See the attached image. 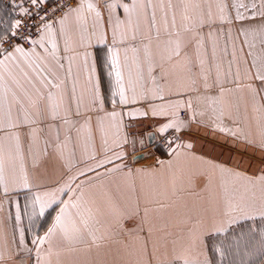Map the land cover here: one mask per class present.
<instances>
[{
	"label": "snow or ice",
	"instance_id": "snow-or-ice-1",
	"mask_svg": "<svg viewBox=\"0 0 264 264\" xmlns=\"http://www.w3.org/2000/svg\"><path fill=\"white\" fill-rule=\"evenodd\" d=\"M16 7L21 18L0 32V190L35 188L33 217L58 208L28 247L17 203V255L34 264H212L209 237L264 221V0ZM126 119L157 121L148 141L159 135L168 158L133 167L147 157L129 160L125 148L145 143L129 140ZM193 124L258 149L260 167L195 153L182 138ZM51 158L64 176L44 188L30 170ZM259 247L264 256V231ZM11 258L0 245V264Z\"/></svg>",
	"mask_w": 264,
	"mask_h": 264
},
{
	"label": "crops",
	"instance_id": "crops-1",
	"mask_svg": "<svg viewBox=\"0 0 264 264\" xmlns=\"http://www.w3.org/2000/svg\"><path fill=\"white\" fill-rule=\"evenodd\" d=\"M245 2H247V0H245ZM223 43H224L223 38H221V47H223ZM94 54L96 56V61H97V71L103 77L102 87L107 93L109 85H108L107 77L105 75L106 73V67L104 62V58L106 54L105 50L102 48L97 49L95 50ZM106 108L110 110V105L106 104ZM156 122L157 121L153 119H140L135 121H128L126 119V123H131L133 125V127L127 129L128 132L132 133V135L129 136V140L136 139L137 141H139L140 139H143L145 143L148 136L150 134L155 133V128L153 127V124ZM191 130H194L199 134L201 132L203 136H207V137L190 136L183 138L186 141L192 142L193 144L192 150L195 153L228 164H235L237 162H242L240 160L243 159V162L241 163V167L247 168L250 172H252L251 167H249L248 163H246V160L255 161V166L256 167L260 166V164L258 165V161H260V157L262 154L258 149L255 148L256 152H253L252 151L253 148H252L250 153L248 152L233 153L232 147L241 148V145H243V150L248 151L249 146L241 142H236L232 139H227L230 142L229 145L230 149L228 150L224 148V151H221L222 148H220L215 144V142L217 141L218 145H221L219 143L221 141L220 136H218L219 133H214L209 128L198 126L196 124L192 125ZM157 138H159V135H156V140ZM137 145L140 146L139 143H137ZM125 150L129 153V160H131L133 156H137L140 154L143 157H147V159H141L136 164L133 165V167H137V168L143 167L148 164H152L158 158L159 159L168 158L167 155L161 156L160 154L152 150H150V153L145 154L144 152H141L142 150L137 149V147L133 152L131 144L127 145ZM137 150L138 152H136ZM253 170L256 171L257 169L255 168ZM30 171L34 178V183L42 184L44 188H51L54 187L57 182L62 181L65 170L60 166V163L58 161H56L54 158H51L45 161L40 168ZM35 190H36L35 188L32 191H29L28 189H18L15 192H10L8 197H5L2 190H0V245L6 244L12 250V258L10 260H6L5 264H34L29 254L24 252L23 250H20L19 255H17L16 244L14 243V240L17 242L19 240V231L15 229V213H16L17 203L19 204L21 209V214H22L21 227L24 229L25 242L28 245V247H32L31 240L35 235L37 234L43 235L47 231L48 227H50L53 222V218L56 215V212L58 211V208L53 206V208L47 209L43 216L37 215L33 217L32 207H31V197H32V192ZM41 190L44 189L42 188ZM64 199H67V197H64ZM42 224L44 225L41 226ZM125 227L126 228L133 227V222L128 221ZM229 231L221 235L224 237L226 236L230 237L228 235L230 233ZM207 243L209 245V240L207 241ZM239 255H241V252L239 253ZM209 259L210 260L212 259L210 247H209ZM261 264H264V262Z\"/></svg>",
	"mask_w": 264,
	"mask_h": 264
},
{
	"label": "rangeland",
	"instance_id": "rangeland-1",
	"mask_svg": "<svg viewBox=\"0 0 264 264\" xmlns=\"http://www.w3.org/2000/svg\"><path fill=\"white\" fill-rule=\"evenodd\" d=\"M18 18H20V16L18 15V8L13 5H9V3L6 1L0 0V32H3L5 29H7L10 23ZM190 136L207 137L203 136L201 132L199 134L198 132L191 129L182 134V138ZM218 136H220L221 141L219 143L221 145H218L217 141L215 142V144L222 148L221 151H224V148L229 150L230 142L227 139L230 138H227L222 134H218ZM147 141L148 138L145 141V147L143 149H141L140 146L136 145L137 149L142 150L141 152H144L145 154L150 153V150H152L160 154L161 156L167 155L163 141L160 137L157 138V140L155 138L151 143ZM252 148L253 147L249 146L248 151H246L243 150V145H241V148L232 147V150L233 153H250ZM252 151L256 152L255 148H253ZM136 152H138V150ZM240 161L243 162V159ZM246 163L251 166V171H254L253 169H258L260 167L255 166V161L246 160ZM259 164L260 161H258V165ZM43 225L44 224H42L41 226ZM262 231H264V221L256 219L255 221H241L240 223L233 225L229 231L230 233L228 234L230 237H224L222 235H212L208 239L210 252L212 254V264H241L242 261L245 262V264L263 263L264 256L261 255L259 247L260 233ZM220 245H223L226 250L224 256H221L218 252L215 251V248ZM240 252L241 255H239Z\"/></svg>",
	"mask_w": 264,
	"mask_h": 264
},
{
	"label": "built area",
	"instance_id": "built-area-1",
	"mask_svg": "<svg viewBox=\"0 0 264 264\" xmlns=\"http://www.w3.org/2000/svg\"><path fill=\"white\" fill-rule=\"evenodd\" d=\"M3 1H6V2L9 3V5H13L15 7H16V4H19L20 3V0H3ZM26 6H29L30 7V5H26ZM45 7H48V5H46ZM24 19H25V23H31V21L28 20L27 18H24Z\"/></svg>",
	"mask_w": 264,
	"mask_h": 264
},
{
	"label": "water",
	"instance_id": "water-1",
	"mask_svg": "<svg viewBox=\"0 0 264 264\" xmlns=\"http://www.w3.org/2000/svg\"><path fill=\"white\" fill-rule=\"evenodd\" d=\"M140 156H142V155H138L137 157H140Z\"/></svg>",
	"mask_w": 264,
	"mask_h": 264
}]
</instances>
